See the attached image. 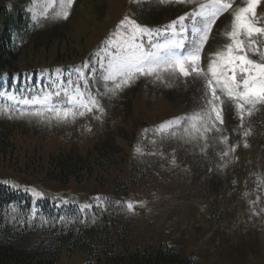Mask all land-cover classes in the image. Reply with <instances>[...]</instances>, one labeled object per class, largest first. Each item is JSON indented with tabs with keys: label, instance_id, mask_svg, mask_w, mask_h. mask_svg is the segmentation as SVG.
I'll use <instances>...</instances> for the list:
<instances>
[{
	"label": "rangeland",
	"instance_id": "1",
	"mask_svg": "<svg viewBox=\"0 0 264 264\" xmlns=\"http://www.w3.org/2000/svg\"><path fill=\"white\" fill-rule=\"evenodd\" d=\"M86 1L99 4L101 0ZM261 1L264 3V0ZM261 1L255 10V19L259 26H264V4ZM11 3L12 0H0V5L5 4V7H10ZM102 3L105 9L109 7L111 10L113 7L112 0H102ZM32 4L33 7L27 10L30 9L34 16H41L44 20L51 18L52 12H47L54 4L53 0H34ZM192 5L154 0L144 5L143 10L163 18L169 17L168 10L177 15L183 7ZM125 6L126 0H120L113 14L108 9L107 13H99L98 16L91 8L89 17L82 20L78 16L67 18L63 28L64 37L74 49L65 50L64 42L59 45L51 43L47 51L32 52L33 49L28 46L21 52L16 69L34 67L38 63L47 67L58 50L62 57L66 52L67 59L62 62L75 61L76 53L85 52L105 34L119 19ZM244 6L246 2L242 4ZM231 19L232 13L222 16L209 33L201 53L203 68H207L211 53L222 50L224 45L230 43L229 39L223 41V35L226 23ZM228 27L231 30L230 24ZM123 36L114 34V40L107 44H118ZM106 52L108 49H104V56ZM85 62L95 64L96 73L100 72L96 59L85 57ZM84 69L88 71L89 68ZM97 74H90L89 79L98 78ZM143 78H135L114 96L105 94L106 88L101 90V87L92 85V88L95 87L94 93L99 92L98 99L104 113L94 110L83 117L78 116L74 122L58 123L54 119L49 121L47 116H21L20 113L0 109V122L11 126L9 128L13 131L9 139L12 150L0 156V182L27 192L33 203L41 198H49L57 205L71 201L79 202L82 206L95 204L101 214L93 216L90 212L88 215L96 226L108 218H114L112 221L115 223L109 221L107 226L108 234H111L107 237L108 243H126L130 250L137 245L142 248L151 242H167L181 248L186 257L193 258L198 264H264V104L245 106L241 121L234 107L235 101L221 96L224 125L234 137V151H230L232 146H226L230 142L229 137L223 126L218 124L221 131L207 134L206 141L185 142L187 137L182 139L183 134L175 139L177 143L184 144L186 151L187 144L193 148L187 153V159L180 155L165 156L156 146L155 139L163 137L158 126L169 116L184 111V107L179 106L178 101L170 103L160 93L170 90L181 102L189 100L194 104L197 96L203 93V81L177 76L161 83L145 77L144 81L149 85L145 86L140 84ZM136 84L133 89L132 86ZM138 120H146L150 124L161 123L140 133ZM110 129H115L113 132L119 130L114 141L121 152L115 155L117 161L113 165H94L89 174L81 175L78 181L70 178L66 185L49 179L48 176L53 174L50 169L47 173L45 168L40 170L43 164L47 167L46 161L60 150H76L94 161L92 144L101 135L112 138ZM224 136L228 137L226 143L221 142ZM167 137L170 141L171 136ZM222 145L225 147L220 148ZM137 147L141 149L139 153L135 151ZM225 151H228V155L222 157ZM153 154L161 157L160 165H153L157 161ZM178 154L183 153L179 150ZM189 159V164H186ZM134 161H137L138 168L143 165V169L136 171V174L132 169ZM208 164L214 165L203 176L202 170ZM113 190L118 193V201L110 204ZM128 202L133 204L131 211L127 208ZM113 225L117 226L116 231L124 235L122 242L115 238ZM39 238V232L34 231L25 239L24 245H35ZM86 256L85 251L69 254L64 246L59 264H83ZM101 264L110 263L102 261Z\"/></svg>",
	"mask_w": 264,
	"mask_h": 264
},
{
	"label": "snow or ice",
	"instance_id": "2",
	"mask_svg": "<svg viewBox=\"0 0 264 264\" xmlns=\"http://www.w3.org/2000/svg\"><path fill=\"white\" fill-rule=\"evenodd\" d=\"M163 2L165 0H161ZM175 2L194 4L195 7L163 26V32L160 29L154 32L125 16L117 26L128 25L122 40L112 46L114 51L96 58L100 67L98 74L95 64L85 62L75 68V81L69 78L59 84L42 85L40 93L19 102L38 106L28 113L32 116H47L49 121L68 123L94 110L104 113L98 99L99 92L91 90L90 74H97L98 79L104 82L105 94L113 96L138 77L154 78L163 83L166 79L180 76L203 81L201 106L192 115L185 114L162 122L158 126L162 136L176 137L177 130L183 128L187 137L185 142L206 141L207 134L220 132L217 125L224 122L222 95L235 101L234 107L243 121L245 106L264 104V26H259L255 19L260 0H246V6L232 12L231 30L226 33L230 43L210 54L206 69L201 67L202 49L217 18L232 7V0ZM72 4L73 0H62L57 16L62 15L66 19ZM161 37L163 42H157ZM252 55L259 59H252ZM82 68H90V73H84ZM20 115H25V112L21 111ZM227 140L228 137L224 136L221 142L226 143ZM234 148L232 146L230 151ZM135 151L139 153L141 149L137 147ZM227 155L228 151L222 153V157ZM127 208L131 211L133 204L128 202Z\"/></svg>",
	"mask_w": 264,
	"mask_h": 264
},
{
	"label": "trees",
	"instance_id": "3",
	"mask_svg": "<svg viewBox=\"0 0 264 264\" xmlns=\"http://www.w3.org/2000/svg\"><path fill=\"white\" fill-rule=\"evenodd\" d=\"M25 2V0H13L9 10L5 8V4L0 5V24H3L2 37L0 38V103L2 104L4 99L11 102L12 109L20 107L19 101L21 99L18 98L26 90L32 89V93L37 91L40 93L39 87H42L43 82L40 80L37 84L39 76H45V79H48L45 82L47 84H52L54 76L51 70H45V67L38 62L34 67L16 69L15 65L18 64V58L26 47L30 46L29 48L33 49L32 52L47 51L51 43L59 45L64 42L65 50L74 49L66 43L65 30L56 29V33L44 30L32 31L30 34V26H26V22L20 17ZM98 3L94 5H96V11L101 13L105 5L102 0ZM144 20L157 23L160 18L154 19L153 15L148 14ZM25 41L28 44L22 45ZM59 52L58 50L53 55V62L50 65L61 64L58 69H62V67H68L70 63L84 61L86 51H78L79 53H76V57H74L76 58L75 61L66 60V62H62L67 59L65 57L66 52H63L64 57ZM50 65L49 67H51ZM64 70L66 73L69 72L68 68H64ZM194 81H198V79H194ZM136 86L137 84L133 85V89ZM172 92L165 93V97L170 100V103L178 101V105L183 106L187 113L194 108L191 101L181 102L179 97ZM202 96L203 93L201 96H197L195 108L200 107ZM139 123L138 132L140 133H144L145 130L148 131V127L151 126L145 120H140ZM9 127L11 126L0 122V156L10 153L13 147L9 140L13 131ZM114 130L110 129L109 135L113 136L112 138H105L103 135L95 138L91 148L95 155L94 161L76 150H60L51 159L49 158L50 160L46 161L47 167L43 164L40 170L45 168L47 173L50 169L53 174L48 176L49 179H56L62 185H66L70 178L78 181L81 175L89 174L94 165L99 167L113 165L117 161L115 155L121 153L119 145L114 141L119 130L113 132ZM155 141L159 152L165 156L180 155L187 159L188 151L171 143L167 136L157 137ZM179 150L183 153L182 155L178 154ZM152 157L157 159V161L155 160L156 163L153 164L154 166H158V163L161 164L159 155L153 154ZM189 161L190 159L186 164H189ZM136 163L137 161H134L133 167L141 171L143 165L138 168ZM208 168L207 166L205 170H202L203 176L208 173ZM133 171L136 174V171ZM135 180L133 179V181ZM114 190L110 193L112 196L110 204L118 201L116 199L118 193ZM95 209L92 211L94 215L98 212ZM99 213L101 214L100 210ZM112 219L114 218H108L96 226V223L92 219L90 220L88 216L82 215L79 208L74 204L56 206L48 199L33 203L29 194L0 183V264H59V255L64 246H66L69 254L75 251H85L87 256L83 264H101L102 261L110 264H198L193 258L186 257L181 248L174 247L167 242L159 244L151 242L142 248L137 245L132 250L126 243L119 245H115L113 242L108 243L107 237L111 234H108L107 226ZM112 222L115 223V221ZM91 223L92 225H90ZM115 229L117 226L113 225L112 230L116 233L115 238L122 242L124 235ZM34 231L41 234H39L40 241L35 245H24L25 239Z\"/></svg>",
	"mask_w": 264,
	"mask_h": 264
}]
</instances>
